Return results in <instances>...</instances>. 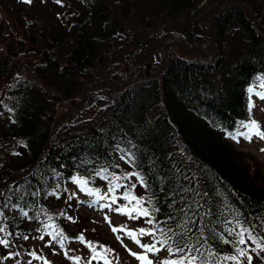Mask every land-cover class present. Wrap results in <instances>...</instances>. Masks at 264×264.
Instances as JSON below:
<instances>
[{"label":"trees","instance_id":"trees-1","mask_svg":"<svg viewBox=\"0 0 264 264\" xmlns=\"http://www.w3.org/2000/svg\"><path fill=\"white\" fill-rule=\"evenodd\" d=\"M207 1L54 0L62 16L36 27L37 19L31 17L15 22L12 14L16 10L7 8L14 3L30 7L32 0H0V91L6 86V96H0V226H7L12 233L7 239L21 249L26 260L32 259V264L42 261L29 252L43 257L41 250L30 247V238L23 239L32 221L51 217L50 223L67 237L65 242L79 249L84 245L80 235L90 240L84 221L70 208L74 188L67 187L74 184L72 177H81L103 195L108 181L96 175L102 169L117 174L136 171L144 176L149 188L145 191L138 186L135 194L151 197L161 209L156 213L158 219L175 212V205H169L173 199L179 201L180 195L173 193L189 188L193 191L186 194L188 199L200 201L201 211L212 209L213 219L221 214L231 219L233 212L239 213L241 220L254 225L264 237L260 229L264 175L255 164L239 157L228 135L240 131V123L249 119L248 88L264 83V14L256 24L247 12L248 0H211L214 17L207 20L204 31H193L199 23L189 24V14L202 13L199 8H207ZM156 20L173 22L168 37L179 32L182 44L186 40L208 43L212 40L205 32L214 33L216 55L207 60L188 59L166 49L163 57L154 55V45L159 43L140 30L152 31ZM230 31L238 32L242 42L231 56L223 46ZM23 51L35 54L33 69L44 76L48 88H39L30 75L20 76L27 72L17 70L14 61ZM126 54L137 64L155 58L163 62L162 71L135 82L114 80L119 87L115 91H109L106 80L101 87L88 85L108 76L111 58L122 55L124 59ZM29 65L25 55V67ZM84 78L89 79L82 95L85 103L74 104L63 120H55L53 100L60 98L59 93L66 99L77 96ZM99 88H107L111 96L105 103ZM95 108L104 111L98 118ZM129 154L134 155V165L126 163ZM52 192L56 195H49ZM137 221L146 224L143 218ZM38 240L42 246L47 237ZM7 249L0 245V264H4ZM213 250L234 254L231 245L218 241ZM250 254L252 264H264V252ZM69 255L73 256L71 250ZM66 259L61 257L63 264ZM113 264L117 263L113 260Z\"/></svg>","mask_w":264,"mask_h":264},{"label":"rangeland","instance_id":"rangeland-1","mask_svg":"<svg viewBox=\"0 0 264 264\" xmlns=\"http://www.w3.org/2000/svg\"><path fill=\"white\" fill-rule=\"evenodd\" d=\"M9 0H2V2L6 3ZM33 5L26 6L24 4H17L14 3L7 5L8 10L11 9L9 6H13L14 10L16 12L12 14V17L15 19V22L18 21V19H23L27 22L31 17L32 20H36L35 25L36 27H41L44 25V22H51L53 17H57L58 19L62 16V8L58 7V5L55 4L54 0H32ZM66 1V0H63ZM221 0H215L214 3L219 2ZM226 1V0H224ZM53 3V7H52ZM205 3V2H204ZM210 4L207 8H204L203 6L200 7L199 14L193 13L189 14V24L194 25L197 21L199 23L198 27H194L193 31H204V28L206 25H208V21H210L214 17V10L213 8H209L212 6L211 0H208L206 4ZM209 8V10H207ZM246 9L248 13H251V15L255 18V23L258 24L261 20L262 15L264 14V0H248ZM209 13V14H207ZM204 14V15H203ZM201 20H200V19ZM45 19V20H41ZM199 19V20H198ZM181 20V18L179 19ZM208 20V21H207ZM160 20H156L154 22V29L149 32H144L143 29L140 30L141 33H143L146 37L154 36L156 38V41L159 44L154 45V55L157 54V56H164L163 50L166 49L167 51H171L172 53H176L177 55L184 56L188 59H203L207 60L210 59L212 56L216 55L218 50V44H216V39L214 37V33L212 32H205L206 34H209L211 37L210 41L208 39V43H203L200 45V41H196L194 43H190L187 40L184 41V44L181 42V34L179 32H173L172 38L168 37V32L170 30V25H173V22H159ZM206 21V22H205ZM201 24V26H200ZM31 25V24H30ZM168 30V31H167ZM211 33V34H210ZM24 35V33H23ZM167 37V38H165ZM165 38V39H164ZM163 42V45L160 43ZM163 46V47H162ZM195 47L194 50H188L185 47ZM224 49L228 53L229 56L233 55L237 49H239L242 46V42L239 38V33L235 31H230L227 36L226 40L224 42ZM156 47V48H155ZM118 54H121L120 52H123L120 48H118ZM152 52V51H151ZM150 52V53H151ZM187 53H190L187 55ZM20 58L14 61L17 65V70H21L27 72L25 73V76L23 73H19L21 77L25 78L26 76L30 75V80L33 83H37L39 88H46L47 83L46 79L42 74L38 72L35 68L33 69V65H35L36 56L35 54H25V51L22 53H19ZM25 55L30 59V65L25 67ZM133 55H131L132 57ZM23 61V64L21 66V61ZM109 60V59H107ZM106 60V61H107ZM109 62V61H107ZM151 63L152 66L148 67V64ZM162 63V64H161ZM163 62H155V58L152 60H149L146 58L144 62H135V60L129 58V54H126V56L122 57L118 56L117 58L110 60V65L106 67V71L109 72L108 76L104 79L99 78L96 82H90L88 85H93L94 87H101L103 86L101 81H108L110 82L108 85L109 91H115V89H119L117 87V83H113L114 80H121L123 81H133L138 80L140 78H146L147 76H157L163 68ZM148 72V74H147ZM88 79V78H87ZM84 78V80L81 82L82 86L80 85V89L78 92H76L77 96H75L72 99L65 98L63 96V93L60 94V98L54 99L52 102V113L53 118L58 121L60 119H64L65 115H67L70 111H72V106L75 105H83L86 101L85 97L82 98L84 87L87 84V80ZM36 82H35V81ZM52 82V81H51ZM264 84V83H261ZM261 84L253 85L251 88L254 89V92L251 94V99L254 103V108L251 113H249V119H255L261 126V131H264V101H262L258 96L255 95L256 92H264V87H261ZM76 86L79 87V83L76 84ZM48 88V87H47ZM107 88L100 89L101 98H103L102 102L105 103L107 100L111 98L110 94L107 92ZM94 95V94H93ZM92 95V96H93ZM249 93H248V103H249ZM0 96H3V98L6 96V86H3L0 91ZM95 117H97V114H101L104 111H97V108H95ZM94 111V110H93ZM92 111V112H93ZM94 116V115H93ZM98 118V117H97ZM247 121V122H248ZM242 131H245V129L242 128ZM229 140L234 145L235 151L238 153L239 157L245 161L246 163L255 164L257 168L260 170V173L264 175V140H261L258 137L253 136V139L251 141L245 140L243 137H238V140ZM74 188V196L72 198V205H70V208H72V213L75 214V216H79L84 221L85 227L87 229V234L90 238L89 241L85 239L86 242H92L93 245H104L105 247L111 249V251L108 253L109 259H113L117 264H123V262H127L128 264H140V262L133 257L129 250L131 252H136L138 254H142L143 250L140 248L139 245H137L134 241H132L129 237L126 236L125 232L128 230L136 231L139 228H150L148 224H139L137 219H129L127 215L117 213L114 211H110L107 208H102L101 205L104 203V201H99L95 205H91V201L95 199L94 197L88 196L87 193L80 191L78 185L72 184V186H69L68 189ZM91 205V206H90ZM107 217V219H106ZM48 221V220H45ZM41 220L39 221H32L27 224V233H29L28 244L30 247L34 250H41V254H43V260L41 262H38L36 264H45V261L47 264H63L61 257H65L66 262L64 264H75L74 260H70L68 258L69 250L72 251L73 256L71 257H80L79 264H87V261L90 259L91 252L89 248L86 246L85 243L82 245V248H77L72 243H65L64 242V248H61L59 244L52 242L51 246H47L51 238L43 231H36V229L41 227ZM117 228L118 232L113 233L112 228ZM114 235H112V234ZM40 235H44L47 240L43 242L42 246H39V240L38 237ZM116 242H113L112 237ZM117 236H120L122 239L118 240ZM43 241V240H42ZM153 242L152 237L144 236L141 237V243L143 244H151ZM119 243V244H118ZM99 250V249H98ZM125 252H124V251ZM65 252L68 253V256L65 255ZM114 252V253H113ZM167 252L165 250L160 251L156 255L149 254V258L153 261V264H161V261L167 258ZM120 255V256H119ZM26 257V256H25ZM118 258V259H117ZM53 260V262H50L48 260ZM112 260V261H113ZM103 263V261H100L99 264ZM4 264H12L10 259H6L4 261ZM93 264H97L96 261H93Z\"/></svg>","mask_w":264,"mask_h":264},{"label":"snow or ice","instance_id":"snow-or-ice-1","mask_svg":"<svg viewBox=\"0 0 264 264\" xmlns=\"http://www.w3.org/2000/svg\"><path fill=\"white\" fill-rule=\"evenodd\" d=\"M26 2H30V0H26ZM57 2L59 3V0ZM261 87H264V84H261ZM253 92V88L248 89L250 95L247 110L249 113L252 112L255 106L251 99ZM255 95L264 101V92H256ZM239 127L245 129V131L229 132L228 135L231 139L238 140V137H243L245 140L251 141L255 136L264 140V131H261V126L255 119H250L248 122L242 121ZM121 159H125V156H121ZM126 163L134 165V155L129 154ZM117 167L119 166L117 165ZM96 175L100 176L102 180L108 181L107 192L103 195L99 188L88 187L89 182L87 180L81 177H72V182L78 185L80 191L95 198L91 201V205H95L102 200L106 201L101 205L102 208L125 214L129 219L138 220L143 218L144 223L151 226L147 229L141 227L136 231L128 230L125 232L126 236L143 250L142 254L129 250L130 254L140 264H153L149 254L156 255L165 249L168 251L169 257L162 260L161 264H226V262L252 264L253 257L250 253L264 252V237L258 235L254 225L241 220L240 214L235 212L232 213L231 219L223 214L213 219L212 209L201 211L203 205L200 201L195 198L188 199L186 194L193 191V189L182 188L178 192H174L173 196L180 195L179 201L173 199L169 205V207L175 205V212H170L165 219L161 220L156 216V213L160 212L161 209L153 205L151 197L145 198L135 194V189L138 186L145 191L149 188V184L139 172L125 171L117 174L115 172L108 173L107 169H102L97 171ZM133 177L136 178V182H132ZM120 189H123V191L120 195H117ZM160 190L163 191V189ZM181 192L183 195L180 194ZM49 195L55 196L56 193L52 192ZM196 195H200V193L197 192ZM69 199L71 200L72 196H69ZM121 200L126 203L121 204ZM21 212L24 217H28V212L23 211V209H21ZM0 215H3V213L0 212ZM48 219L51 220L52 218L49 217ZM68 219H71V217ZM218 227L220 228L219 231L217 230ZM260 229L264 231V221L261 222ZM111 230L113 233L120 231L115 227ZM36 231H43L51 238L47 246H51L52 242H55L61 248H64V241L67 237L54 224L41 222V227ZM0 232L5 233L4 237H0V245L8 248L10 242L7 236H11L12 233L8 232L6 225L0 226ZM144 236L152 237L153 242L151 244L141 243V237ZM28 238V236L23 237L25 240ZM39 239L44 240L45 236L40 235ZM78 239L81 243H85L91 252L87 264H93V261H96L97 264L100 261H103V264H113V261L108 257L111 249L104 245L97 246L93 245L92 242H86L83 235H80ZM117 239L121 240L122 238L117 236ZM216 241L224 245H231L234 254L220 255L218 251H214L213 245ZM251 245H254V247H251ZM19 255L18 252L9 253L4 259ZM28 255L35 260L44 259L35 252H29ZM65 255L68 256V253L65 252ZM68 258L74 260L75 264H79L81 259L80 257L71 256H68ZM27 264H32V259L28 260ZM45 264H47L46 261Z\"/></svg>","mask_w":264,"mask_h":264},{"label":"water","instance_id":"water-1","mask_svg":"<svg viewBox=\"0 0 264 264\" xmlns=\"http://www.w3.org/2000/svg\"><path fill=\"white\" fill-rule=\"evenodd\" d=\"M151 66H152V64H151V63H149V64H148V67H151ZM147 74H148V72H147Z\"/></svg>","mask_w":264,"mask_h":264}]
</instances>
